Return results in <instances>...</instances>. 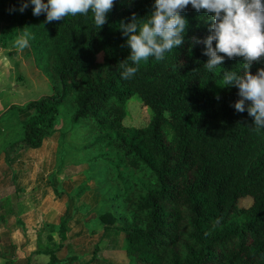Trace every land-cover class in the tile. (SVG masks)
Masks as SVG:
<instances>
[{
    "label": "trees",
    "instance_id": "1",
    "mask_svg": "<svg viewBox=\"0 0 264 264\" xmlns=\"http://www.w3.org/2000/svg\"><path fill=\"white\" fill-rule=\"evenodd\" d=\"M21 2L0 0V38L30 33L34 60L48 64L54 86L51 93L8 106L30 112L15 143L41 146L71 96L72 122L91 123L93 142L107 148L96 159L107 161L116 150L127 167L118 174L133 168L149 179L138 193L128 184L112 197L130 211L119 227L128 264H264V129L255 130L247 111L234 109L238 87L220 86L225 71L242 74V58H225L208 71L204 45L191 44L192 37L209 34L210 14L189 5L181 13L188 21L183 45L162 61L142 62L125 80L119 65H131L130 48L119 24L132 13L146 17L154 0H115L100 29L91 12L47 23L46 14H32L31 4L21 13ZM261 67L264 59L250 70ZM133 95L152 110L145 126L123 124ZM244 196H251V204L238 206ZM99 218L106 225L116 220L108 210Z\"/></svg>",
    "mask_w": 264,
    "mask_h": 264
},
{
    "label": "crops",
    "instance_id": "2",
    "mask_svg": "<svg viewBox=\"0 0 264 264\" xmlns=\"http://www.w3.org/2000/svg\"><path fill=\"white\" fill-rule=\"evenodd\" d=\"M77 127L73 134L84 138L74 148L80 152L85 132L94 128ZM5 134L0 137V264H128L119 227L130 211L112 201L121 188L108 163L102 164L103 176L99 166L87 169L82 156L60 163L66 140L51 144L56 131L37 148L15 143L22 136ZM105 210L115 214L113 224L100 220Z\"/></svg>",
    "mask_w": 264,
    "mask_h": 264
},
{
    "label": "clouds",
    "instance_id": "3",
    "mask_svg": "<svg viewBox=\"0 0 264 264\" xmlns=\"http://www.w3.org/2000/svg\"><path fill=\"white\" fill-rule=\"evenodd\" d=\"M29 4L34 16L46 14L47 23L91 12L95 27L100 29L107 23L115 0H22L19 11L23 13ZM189 5L197 12L210 14L209 34L203 39L191 38L192 45H204L202 54L208 57L204 68L213 71L225 58H242V74L225 71L220 86L238 87L240 98L234 109L239 113L247 111L255 130L264 129V67L255 74L250 70L253 63L264 59V0H154L153 10L146 17L132 13L128 22L119 24L130 48L127 60L131 61V65L121 61V78H133L142 62L150 58L162 61L167 53L183 45L188 21L181 13ZM30 39L31 34L25 31L13 46L23 51L29 47Z\"/></svg>",
    "mask_w": 264,
    "mask_h": 264
},
{
    "label": "rangeland",
    "instance_id": "4",
    "mask_svg": "<svg viewBox=\"0 0 264 264\" xmlns=\"http://www.w3.org/2000/svg\"><path fill=\"white\" fill-rule=\"evenodd\" d=\"M19 34L18 36H21ZM13 39L1 40L0 38V137L2 133L6 132L5 137L17 139L23 134V123L30 115V112L21 113L14 109H8V106L12 103L22 104L29 98H38L39 96L51 93L53 90V78L50 68L46 62H35L34 52L29 44V47L23 51H18L13 42L18 37ZM6 43V45L3 44ZM4 47V49H3ZM103 60L102 53L97 56V61ZM34 87L36 88L35 90ZM35 96V97H34ZM26 103V102H25ZM24 104V103H23ZM126 115L123 119V124L128 127H140L149 123L152 117V110L149 106L143 104L138 95L131 96L125 103ZM75 105L72 102V97L68 96L65 102L59 107L55 114L53 125L51 126L54 137L50 141L51 144H56L59 141H65L64 147L61 149L60 163H65L67 158L80 157L87 161V169L99 166L101 176H103L102 164L105 165V161L96 159L99 155L106 151L105 143L95 144L94 138L97 135V131L94 128V132L90 129L86 131L85 148L80 152H77L74 148L81 146L78 141H83V136L74 135L77 125L87 126L91 125L86 120L80 119L76 123L72 122V115ZM93 127V126H92ZM80 131V130H78ZM73 134V135H72ZM167 138L169 132L167 131ZM0 138V144L2 143ZM86 142V143H85ZM43 143V142H42ZM109 174L113 177V182H117L120 187L130 185L134 193H138L143 185L148 183V177L144 175L142 170H135L128 168L122 174L117 172L127 168L124 163L120 162L119 155L116 150L110 152V157L106 161ZM92 166V167H91ZM72 168V169H71ZM70 171L77 168L71 167ZM82 168L81 166L78 169ZM124 168V169H125ZM78 171V170H75ZM120 175V176H118ZM144 186L141 188L143 189ZM251 196H244L239 198L238 206L247 207L251 204Z\"/></svg>",
    "mask_w": 264,
    "mask_h": 264
}]
</instances>
